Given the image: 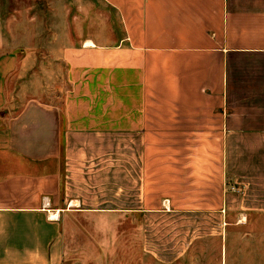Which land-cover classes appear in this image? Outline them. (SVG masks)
<instances>
[{
	"label": "crops",
	"instance_id": "crops-1",
	"mask_svg": "<svg viewBox=\"0 0 264 264\" xmlns=\"http://www.w3.org/2000/svg\"><path fill=\"white\" fill-rule=\"evenodd\" d=\"M90 10L95 14L74 23H88L84 46L100 57V70L113 71L102 117L74 118L69 126L59 106L36 99L12 111L6 86L17 58L0 55V264H64L60 204L92 200L80 183H88L89 193L93 180L106 187L114 137L138 141L136 164L128 144L121 151L122 192L131 171L142 188L146 169L161 166L146 164V140L172 136V157H189L172 158V215L264 219V0H94ZM96 23H117L120 33L109 24L98 38ZM82 139L92 145H77ZM176 141L186 142L177 147ZM191 141L205 145L194 149ZM98 161L95 170L108 167V176L84 173ZM68 179L74 193L66 191ZM212 231L221 237L220 264H261L260 246L241 249L228 244L227 228Z\"/></svg>",
	"mask_w": 264,
	"mask_h": 264
},
{
	"label": "rangeland",
	"instance_id": "rangeland-1",
	"mask_svg": "<svg viewBox=\"0 0 264 264\" xmlns=\"http://www.w3.org/2000/svg\"><path fill=\"white\" fill-rule=\"evenodd\" d=\"M93 1L0 0V55L13 53L17 58L6 86L12 111H18L25 101L36 99L59 106L69 126L74 118L103 116L102 104L112 100L113 71L100 70V57H94L92 49L84 46L89 34L88 23H74L79 15L88 18L95 14L90 10ZM97 16L100 19L106 16L99 6ZM96 24L100 26L95 30L98 38L104 36L105 25L109 24L114 27L116 24L113 29L116 34L120 33L117 23ZM118 110L114 109V112ZM114 112L113 117H117ZM97 142L99 144V140ZM185 142L176 141V146ZM191 142L194 149L202 143L205 145L204 141ZM125 143L128 144L130 163L136 164L138 141L124 142L114 137L112 156L107 155L112 161L106 163L111 165L112 179L107 178L106 187L104 180H93L94 189L89 193L87 182L76 183L86 187L81 191L93 196L92 200L76 205L60 204L65 210L64 264H220L221 237L208 233L222 227L229 233L226 235L229 245H239L241 249L249 244L260 246L258 259L263 261L257 259V262L264 264V219H256L258 215L240 220L237 215L228 213L224 221L215 215L206 216L207 213L172 215V158L178 162L189 159L188 156L172 157V136L146 140V164L152 165L155 161L161 166L146 169L142 188L137 187V172L131 171L128 192L126 188L122 192L120 163L121 151L127 148ZM100 144L103 146L104 141ZM77 145L87 147L92 144L88 139H82ZM153 148L156 155L152 156ZM159 151L160 155L157 154ZM197 159L201 157L193 156L194 162ZM96 163L99 161L92 163L89 172L86 168L84 173L108 176L109 168L96 171ZM82 171L75 170L78 174ZM194 177L197 176L194 174ZM68 180L66 191L74 193L73 183ZM175 188L174 195H178ZM75 190L81 193L77 187ZM194 190L199 191V187ZM105 198L107 202H100ZM166 198L170 199V205L164 202ZM173 206L181 208L179 204ZM233 230L239 232L231 235ZM188 246V252L182 254Z\"/></svg>",
	"mask_w": 264,
	"mask_h": 264
},
{
	"label": "bare ground",
	"instance_id": "bare-ground-1",
	"mask_svg": "<svg viewBox=\"0 0 264 264\" xmlns=\"http://www.w3.org/2000/svg\"><path fill=\"white\" fill-rule=\"evenodd\" d=\"M91 42H89V41H87V42H85V44H90ZM57 215V213H51L50 214V217H55Z\"/></svg>",
	"mask_w": 264,
	"mask_h": 264
}]
</instances>
